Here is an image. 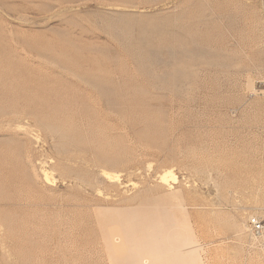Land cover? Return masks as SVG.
Instances as JSON below:
<instances>
[{
  "label": "rangeland",
  "instance_id": "374dc122",
  "mask_svg": "<svg viewBox=\"0 0 264 264\" xmlns=\"http://www.w3.org/2000/svg\"><path fill=\"white\" fill-rule=\"evenodd\" d=\"M261 80L264 0H0V264H109L102 209L158 203L264 264Z\"/></svg>",
  "mask_w": 264,
  "mask_h": 264
},
{
  "label": "bare ground",
  "instance_id": "6f19581e",
  "mask_svg": "<svg viewBox=\"0 0 264 264\" xmlns=\"http://www.w3.org/2000/svg\"><path fill=\"white\" fill-rule=\"evenodd\" d=\"M260 89L263 92L264 86ZM173 197L171 196L172 199ZM179 203L178 207L184 210L185 207ZM175 207L174 210H176ZM124 209L129 211L115 215L116 218L111 217L110 209H102L103 212L106 211L107 226L104 227L105 230L101 236H103L109 264H201V245L185 218H175L168 206L159 203L140 212L131 206ZM115 210L120 213V210L116 208ZM117 212L113 214H118ZM187 246L189 248H186Z\"/></svg>",
  "mask_w": 264,
  "mask_h": 264
},
{
  "label": "built area",
  "instance_id": "2783aa9c",
  "mask_svg": "<svg viewBox=\"0 0 264 264\" xmlns=\"http://www.w3.org/2000/svg\"><path fill=\"white\" fill-rule=\"evenodd\" d=\"M258 83V88L260 85L264 86V80L258 81ZM263 228V223L258 217L253 216L248 220V229L250 234H259L262 232Z\"/></svg>",
  "mask_w": 264,
  "mask_h": 264
}]
</instances>
